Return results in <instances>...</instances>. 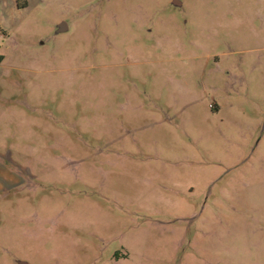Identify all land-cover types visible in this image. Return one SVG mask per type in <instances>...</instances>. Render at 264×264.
I'll return each mask as SVG.
<instances>
[{"label":"rangeland","instance_id":"374dc122","mask_svg":"<svg viewBox=\"0 0 264 264\" xmlns=\"http://www.w3.org/2000/svg\"><path fill=\"white\" fill-rule=\"evenodd\" d=\"M19 263L264 264V0H0Z\"/></svg>","mask_w":264,"mask_h":264},{"label":"water","instance_id":"95a60500","mask_svg":"<svg viewBox=\"0 0 264 264\" xmlns=\"http://www.w3.org/2000/svg\"><path fill=\"white\" fill-rule=\"evenodd\" d=\"M176 6L178 5V4H175ZM66 30V26H65V24H60L59 26H58V30H57V33H60V32H63V31H65ZM19 264H23V263H19Z\"/></svg>","mask_w":264,"mask_h":264}]
</instances>
